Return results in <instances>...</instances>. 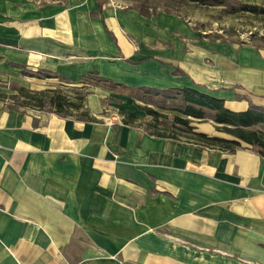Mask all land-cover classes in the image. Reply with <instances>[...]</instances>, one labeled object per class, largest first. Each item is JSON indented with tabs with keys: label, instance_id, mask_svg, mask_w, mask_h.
Returning <instances> with one entry per match:
<instances>
[{
	"label": "crops",
	"instance_id": "0c3cea01",
	"mask_svg": "<svg viewBox=\"0 0 264 264\" xmlns=\"http://www.w3.org/2000/svg\"><path fill=\"white\" fill-rule=\"evenodd\" d=\"M87 76L89 119L8 98ZM184 87L264 109V46L112 0H0V264H264V156L140 121L142 95ZM205 112L194 130L230 138Z\"/></svg>",
	"mask_w": 264,
	"mask_h": 264
},
{
	"label": "trees",
	"instance_id": "16d2710c",
	"mask_svg": "<svg viewBox=\"0 0 264 264\" xmlns=\"http://www.w3.org/2000/svg\"><path fill=\"white\" fill-rule=\"evenodd\" d=\"M200 6H223L225 0H184ZM238 3V2H237ZM239 9L251 13L264 14V6L248 3H238ZM89 76L82 81L83 85L76 87L71 94L70 90L60 88H45L31 90L24 87L16 88L15 93L8 94L12 105L30 107L39 110L52 111L60 116H75L89 119L88 110L84 106L86 83H89ZM158 95V93H154ZM5 95V93H4ZM163 98H170L177 104L171 105L173 113L171 127L158 124L153 125L155 130L151 133L171 137L182 138L181 134L187 136L186 140L200 143L202 145L218 148L227 152H234L244 142L254 148L260 155L264 156V130L256 128L264 126V109L258 107L248 108L243 111H232L226 108L223 100L195 88H180L174 96L160 95ZM174 104V103H173ZM146 115H151L155 121L159 116H165L166 112L157 111L150 106H141ZM205 109L214 112L212 121L217 131L223 132L230 138L206 133L197 132L191 125V118L205 119ZM134 117L130 115V118ZM124 119V118H123ZM160 128V129H157ZM170 130V131H169Z\"/></svg>",
	"mask_w": 264,
	"mask_h": 264
},
{
	"label": "rangeland",
	"instance_id": "374dc122",
	"mask_svg": "<svg viewBox=\"0 0 264 264\" xmlns=\"http://www.w3.org/2000/svg\"><path fill=\"white\" fill-rule=\"evenodd\" d=\"M112 1L120 6L135 7L142 10H168L175 12L188 18L196 30L206 32V36L209 39H228L236 42L248 41L257 46H264V14L243 11L239 9L237 2L232 0H225L223 6H200L184 0ZM25 85L27 87L35 86L33 83H25ZM72 88L74 87H69V89ZM70 92L72 94L74 90H70ZM138 101L142 103L143 107L150 106L154 110L166 112L165 116H159L158 120L155 121L151 115H146L143 111L144 115L140 118V121L146 129L155 130L153 125L158 124V122L159 127H171V119L174 112L170 109L172 108L171 105L177 104L176 101L151 93L142 95L141 100ZM256 128L264 130L262 125ZM222 134L227 135L223 132ZM179 136L187 139L185 134L180 133Z\"/></svg>",
	"mask_w": 264,
	"mask_h": 264
}]
</instances>
